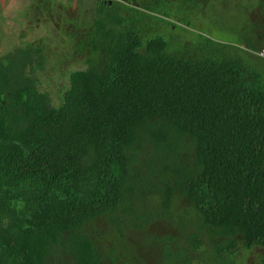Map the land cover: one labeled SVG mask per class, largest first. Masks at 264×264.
I'll use <instances>...</instances> for the list:
<instances>
[{
	"label": "trees",
	"instance_id": "16d2710c",
	"mask_svg": "<svg viewBox=\"0 0 264 264\" xmlns=\"http://www.w3.org/2000/svg\"><path fill=\"white\" fill-rule=\"evenodd\" d=\"M211 1L69 0L58 105L39 43L0 57V264H264V70L171 37Z\"/></svg>",
	"mask_w": 264,
	"mask_h": 264
},
{
	"label": "rangeland",
	"instance_id": "374dc122",
	"mask_svg": "<svg viewBox=\"0 0 264 264\" xmlns=\"http://www.w3.org/2000/svg\"><path fill=\"white\" fill-rule=\"evenodd\" d=\"M58 1L65 5L64 12H54L47 16L48 8L38 5L39 0H0V57L12 52L22 43H39L49 58L47 75H42L40 80L41 91L49 96L53 105L59 104V92L63 85H67L66 78L61 77L60 73L84 68L82 60L69 55L72 53V42H68L59 31L53 29H64L68 33L80 32L81 27L78 25L89 23L92 16L79 15V7L68 4L69 0ZM257 3L258 0H212L204 12L186 15L190 21L189 26L176 23L180 28L171 29V34L176 35H170L184 44L200 35L214 42L236 47L243 58L260 65L264 70V50L257 52L264 49V39L255 38L252 25L257 26L256 30L263 37L264 31L258 28L262 26L264 9L257 7ZM71 19L72 24L69 23ZM176 36H181L180 41ZM262 254L261 249H254L246 254L245 264H260L259 256Z\"/></svg>",
	"mask_w": 264,
	"mask_h": 264
}]
</instances>
